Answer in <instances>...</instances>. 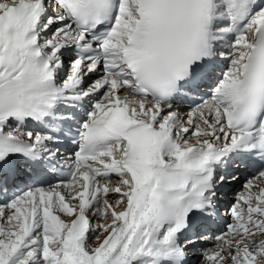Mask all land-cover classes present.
I'll list each match as a JSON object with an SVG mask.
<instances>
[{
    "label": "snow or ice",
    "instance_id": "1",
    "mask_svg": "<svg viewBox=\"0 0 264 264\" xmlns=\"http://www.w3.org/2000/svg\"><path fill=\"white\" fill-rule=\"evenodd\" d=\"M197 253L264 264V0H0V264Z\"/></svg>",
    "mask_w": 264,
    "mask_h": 264
},
{
    "label": "bare ground",
    "instance_id": "2",
    "mask_svg": "<svg viewBox=\"0 0 264 264\" xmlns=\"http://www.w3.org/2000/svg\"><path fill=\"white\" fill-rule=\"evenodd\" d=\"M240 182H242V181H239L238 183H237V185L240 183ZM243 183H241V185H242ZM240 185V184H239ZM242 187V186H241ZM209 245H211V244H209ZM198 253L196 254V255H194L191 259H192V261H193V264H194V259L195 258H197L198 257Z\"/></svg>",
    "mask_w": 264,
    "mask_h": 264
},
{
    "label": "rangeland",
    "instance_id": "3",
    "mask_svg": "<svg viewBox=\"0 0 264 264\" xmlns=\"http://www.w3.org/2000/svg\"><path fill=\"white\" fill-rule=\"evenodd\" d=\"M239 185V184H238ZM241 185V184H240ZM242 186V185H241ZM197 258L194 259V262L196 261Z\"/></svg>",
    "mask_w": 264,
    "mask_h": 264
}]
</instances>
